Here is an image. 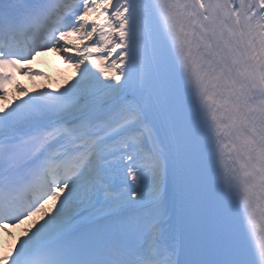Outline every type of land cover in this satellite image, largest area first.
Returning <instances> with one entry per match:
<instances>
[{"label": "snow or ice", "instance_id": "1", "mask_svg": "<svg viewBox=\"0 0 264 264\" xmlns=\"http://www.w3.org/2000/svg\"><path fill=\"white\" fill-rule=\"evenodd\" d=\"M0 100V264H264V0H0Z\"/></svg>", "mask_w": 264, "mask_h": 264}, {"label": "bare ground", "instance_id": "2", "mask_svg": "<svg viewBox=\"0 0 264 264\" xmlns=\"http://www.w3.org/2000/svg\"><path fill=\"white\" fill-rule=\"evenodd\" d=\"M44 55H45V56H46V55L54 56V58H53V59H54L53 64H55V63H63V62L65 61L63 56H61L60 54H58L57 52L52 51V50H49V51L45 52ZM45 56H44V57H45ZM41 80H42L43 82H45V83H43L45 86H48V87H45L46 89H53V90H54V89H57V87L54 88V87L51 86V85H52V83H54V84L57 85V82H56V81L59 80V75H58V74H55L54 71L51 70L50 73H49V76L47 77V79H46V80H45V79H41ZM33 82H34V81H33ZM22 84H23V83H22ZM32 84L35 85V82L32 83ZM36 84H37V83H36ZM20 85H21V84H20ZM21 86H22V85H21ZM49 86H50V87H49ZM35 88H36V87H35ZM35 88H31L32 90H31L30 92L36 90ZM13 96L21 97V96H23V93L17 91V92H9V93L6 94V97H7V100H8V101L12 100V97H13ZM0 102L4 103V102H6V101H5V100H0ZM38 216H39V214H37V217L29 218L28 220L25 221L26 223H24L23 225H21L20 228H16V227H11V226H9V228L11 229V232H12V236H8L7 233H3V236H4L5 241H6V242L14 241V240H13V239H14V236H15V235H20V232H21L22 228L28 226V225L32 222V220H33V219H37ZM15 228H16V229H15Z\"/></svg>", "mask_w": 264, "mask_h": 264}, {"label": "rangeland", "instance_id": "3", "mask_svg": "<svg viewBox=\"0 0 264 264\" xmlns=\"http://www.w3.org/2000/svg\"><path fill=\"white\" fill-rule=\"evenodd\" d=\"M60 66V65H59ZM62 66L64 67L63 71L60 73V80L63 82H66L67 80H69L74 74H75V69L70 67L69 63L64 62L62 64ZM47 67L50 68L52 67V62L48 61ZM58 66L54 67V71L57 72L58 70H56ZM70 72V74H69ZM59 73V72H57ZM42 76H45V74H42ZM70 76V77H69ZM59 81V82H61ZM19 226H17L16 228H18ZM15 228V229H16Z\"/></svg>", "mask_w": 264, "mask_h": 264}]
</instances>
